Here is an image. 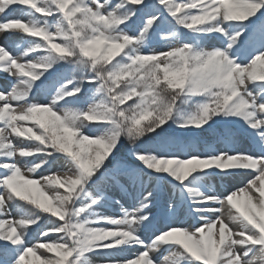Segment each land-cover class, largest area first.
<instances>
[{"label":"snow or ice","instance_id":"6c2138e0","mask_svg":"<svg viewBox=\"0 0 264 264\" xmlns=\"http://www.w3.org/2000/svg\"><path fill=\"white\" fill-rule=\"evenodd\" d=\"M0 36V264H264V0H0Z\"/></svg>","mask_w":264,"mask_h":264},{"label":"rangeland","instance_id":"374dc122","mask_svg":"<svg viewBox=\"0 0 264 264\" xmlns=\"http://www.w3.org/2000/svg\"><path fill=\"white\" fill-rule=\"evenodd\" d=\"M20 13H15L13 14V17L15 16H19ZM16 43H22V40H20L18 37L15 40H8L6 38H4L3 36H0V45H4L7 47H13ZM159 47H163L164 45L160 44L158 45ZM6 83L5 79H4V74L0 73V87H2L4 84ZM51 172H56V171H60L61 174H63L62 171V166L58 165L55 168L50 170ZM45 174H50L49 172H45ZM246 182V178H234L228 182L225 183V187L231 191V190H235V188L237 187H241L243 186V184ZM216 185H217V189L220 190V185H219V181H215ZM185 215V214H184ZM187 217V215H185ZM177 223H183V224H190L192 223V221L189 219L187 220H183V216L180 213L178 215V219L176 221ZM46 226V225H45ZM34 242V241H32Z\"/></svg>","mask_w":264,"mask_h":264},{"label":"trees","instance_id":"16d2710c","mask_svg":"<svg viewBox=\"0 0 264 264\" xmlns=\"http://www.w3.org/2000/svg\"><path fill=\"white\" fill-rule=\"evenodd\" d=\"M38 233H39V229H36V230H34L33 232H32V241H37L38 239H39V235H38ZM59 237H58V235L57 234H55V233H52V234H50V237H47V238H43V240H40V242H46L47 240H49V239H52V240H54V239H58ZM41 251H43V250H41Z\"/></svg>","mask_w":264,"mask_h":264}]
</instances>
